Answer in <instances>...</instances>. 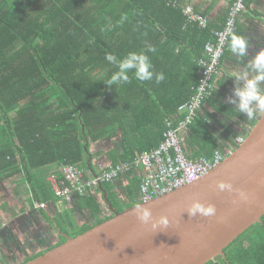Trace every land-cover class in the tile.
<instances>
[{"label":"trees","instance_id":"1","mask_svg":"<svg viewBox=\"0 0 264 264\" xmlns=\"http://www.w3.org/2000/svg\"><path fill=\"white\" fill-rule=\"evenodd\" d=\"M256 1H246L233 36L246 38L243 19L263 18L260 6L252 8L258 5ZM187 2L0 0V210L8 213L13 205L1 189L7 191L12 184L16 193L14 183L24 181L30 194L28 210H36L58 233V241L49 247L35 250L38 247L29 246L20 264L64 244V234L75 238L114 217L109 204L123 212L141 203L140 177L133 170L113 184L75 194L63 212L46 177L51 169L72 164L83 169L88 179L103 162L129 164L160 145L166 120L173 119L192 95L200 77L198 61L206 45L215 41L213 31L224 27L229 11L220 23L210 20L203 30L187 23L183 14L190 5ZM192 7L208 17L198 4ZM232 38L222 65L235 55ZM146 45L154 46L155 52H147ZM262 51L258 56L264 55ZM129 52H146L153 65L149 71L163 73L164 80L138 81L136 69L131 68L127 70L130 83L108 87L118 67L105 59L106 54L119 61ZM224 82H217L214 96L184 135L185 151L193 160H213L221 150L217 129L224 132V141L235 143L229 122L239 117L221 101L217 87L223 90ZM260 115L252 119L250 130ZM94 145L105 151L111 146L107 152L93 153ZM36 204L46 208H36ZM20 205L19 212H25L26 206ZM0 228V261L6 264L1 248L10 239H3L1 233L11 234L12 228ZM225 254L226 259L219 257L208 264H264V218Z\"/></svg>","mask_w":264,"mask_h":264},{"label":"water","instance_id":"2","mask_svg":"<svg viewBox=\"0 0 264 264\" xmlns=\"http://www.w3.org/2000/svg\"><path fill=\"white\" fill-rule=\"evenodd\" d=\"M232 185L220 190L219 182ZM102 188V187H100ZM240 193L244 194L241 198ZM107 199V195H104ZM193 202L214 214L190 216ZM153 222L167 217V228L142 224L135 206L25 264H208L264 218V114L231 154L200 180L165 196L140 203Z\"/></svg>","mask_w":264,"mask_h":264},{"label":"built area","instance_id":"3","mask_svg":"<svg viewBox=\"0 0 264 264\" xmlns=\"http://www.w3.org/2000/svg\"><path fill=\"white\" fill-rule=\"evenodd\" d=\"M245 1L232 0L224 27L213 32L215 41L206 45L204 56L198 62L201 73L197 85L193 88V94L179 107L173 119L166 120V130L160 145L138 155L129 164H101L97 173L89 177L87 173L88 179L85 178L86 172L78 166L61 165L47 176V182L57 199L71 202L75 194L83 195L102 184H113L121 175L133 170L140 177V201L143 203L200 180L223 161L224 158L219 152H216L213 160L191 159L184 148V135L196 121L205 102L213 95L222 58L237 30L238 20L245 11ZM183 14L188 24H195L203 30L209 27L208 17L199 14L193 7L184 8ZM243 141L244 138L240 137L236 143L240 145ZM38 207L44 208L45 205Z\"/></svg>","mask_w":264,"mask_h":264},{"label":"clouds","instance_id":"4","mask_svg":"<svg viewBox=\"0 0 264 264\" xmlns=\"http://www.w3.org/2000/svg\"><path fill=\"white\" fill-rule=\"evenodd\" d=\"M246 1H245V10H246ZM231 3H232V0H229L228 8L231 5ZM209 25H210V20H209ZM230 47H231V51L234 54H236L240 57H243L246 53L247 48H248V42L243 37L233 36L232 44L230 45ZM146 49H147V52H155V50H156L155 47L152 45H146ZM105 59L107 61L111 62L112 64L117 65V67H118V71L114 72L111 75L110 79H108V81L106 83V85L110 88L113 85L121 86V85L130 83V76L127 73V70L131 69V68L136 69L134 77L138 81H141V82L151 81L154 77H155V80L157 83L164 80L163 73H155L154 71H149V69H153V65L151 63L149 56L146 54V52H140V53L129 52L127 54V56H125L123 59H121L119 61L117 60V57L115 55L109 53V54H106ZM255 66L260 71L261 74L258 75L256 77V79H247V77L245 75H241V76L236 77L237 83L239 82L240 79H245L246 83L243 85V87L234 88L233 95L235 97H237L238 99H233L232 97L228 98V102L235 105L236 106L235 109L237 111H239L240 113L245 114L247 119H249V120H252L255 117V115H257V113L264 114V88H261V83L264 82V56L260 57L256 61ZM221 67H222V65H221ZM220 71H221V68H220ZM200 73H201V68H200L199 74ZM219 74H220V72H219ZM217 78L215 81L214 91L216 90ZM199 79H200V77H199ZM199 79H198V81H199ZM197 83H196V85H197ZM193 88H192V94H193ZM214 91H213V95L211 97L214 96ZM191 96H190V98H191ZM206 102H205V104H206ZM184 104H182V105H184ZM205 104H204V106H205ZM203 107H202V109H203ZM202 109L200 110V112L202 111ZM200 112H199V114H200ZM198 117H199V115H198ZM245 138L246 137H244V139ZM235 146L238 147L239 145H237V143H236ZM236 147L233 149V151L236 149ZM233 151H231L229 154H231ZM46 179H47V177H46ZM102 185H100L98 187H101ZM217 187L220 190H228V191L233 190L232 185L230 183L223 182V181L219 182L217 184ZM240 196H241V198H244L243 193H240ZM58 201H61V200L58 199ZM61 202H63V201H61ZM71 202H64V203L70 204ZM38 205H40V204H36V208H39ZM44 208H46V206ZM44 208H41V209H44ZM187 211H188L190 216H195L197 213H199V214L202 213L204 215H212V214H214L215 209L213 206H208L205 208V206L200 204L199 202H193ZM135 215H136V218L142 224H149L151 222V226L153 229H157V228H164L165 229L168 227V224H169L168 218L164 217V216H161L159 218V220L153 222L151 210L147 207L140 205V204H137L135 206Z\"/></svg>","mask_w":264,"mask_h":264},{"label":"crops","instance_id":"5","mask_svg":"<svg viewBox=\"0 0 264 264\" xmlns=\"http://www.w3.org/2000/svg\"><path fill=\"white\" fill-rule=\"evenodd\" d=\"M187 3L190 4L189 6H196L198 4L199 8L202 12L208 13L209 20H211V21L214 20V21L220 23L222 17L225 15V11L228 8L229 0H188ZM257 7H258V5H252V8H257ZM263 15H264V13H263ZM257 19L264 20V16L262 18V16L256 17V15H254V16L252 15V18L250 16V17H247L246 19H243V21H242L243 24L245 26H247L246 29L248 31V34L245 38V40L248 42V48H247L245 55L243 56V58H244L243 60L245 62L241 61L242 57L240 59L238 57H235V56H237L236 54L233 55L232 58L230 57V62H225L222 65L220 74L217 78V82L221 81L222 79L225 80L223 90L217 87V90L218 89L221 90V101L223 103H225L226 105L229 104V107L233 110L232 113L244 121L242 124H240V128L242 129V131H244V134H239V133L233 132V134H236V139H235V143L233 144V146L229 142L223 140L222 133H224V132L217 129L218 133H219L218 135L220 137V144H221V150L219 151L220 154L229 155V153L231 151H233L234 146L236 145V140L240 137H242V138L246 137L250 132L249 131L250 130L249 125L251 124L252 120L247 119L245 114L237 111L235 109L236 106L228 102V98L232 97L233 99H238L237 97H235L233 95L234 88L243 87V85L246 83V80L240 79L239 82L237 83L236 77L241 76V75L246 76V74L248 73V72H245L247 70H244V66L246 67V65H248V66L251 65L252 70H253L256 61L261 57V56H258L256 50L257 51H260L261 49L264 50V45H263L264 42L262 40L264 37V29L261 30L262 24ZM255 54H256V56H255ZM247 79H248V77H247ZM202 113H203V109L201 111V114ZM239 118H235L234 121H237V122L241 121ZM110 146L111 145H109V147L105 151L104 148H101V145H94V146H92V151H93V153L107 152L110 149ZM100 159L105 161V157H102ZM102 164L103 165H110L109 162H106V163L103 162ZM54 171H56V167L50 170V172H54ZM2 203H3V200H0V206L2 205ZM66 205H68V204L61 202V201H58V203H57L59 210L62 212L65 210ZM9 212H10V210L8 211V213ZM8 213H3L0 210V215H7ZM0 227H2V226H0ZM21 261L22 260H19L17 262V264H20Z\"/></svg>","mask_w":264,"mask_h":264},{"label":"rangeland","instance_id":"6","mask_svg":"<svg viewBox=\"0 0 264 264\" xmlns=\"http://www.w3.org/2000/svg\"><path fill=\"white\" fill-rule=\"evenodd\" d=\"M256 3L258 7L260 6L259 9H261V12L264 13V0H257ZM257 20L261 22V30H263L264 20ZM262 40L264 42V37ZM257 54H259L258 51ZM262 54H264V52ZM244 70L248 72L246 74L248 79H256V77L261 74L257 68L253 69L252 72L251 65L248 67L244 66ZM229 127L233 132L244 134V131H242L237 121L233 120L229 122ZM14 185L17 187L16 193L12 191L14 188L12 184L8 187L7 191L1 189L2 193H4V197H8L7 199L13 204L10 205V212L7 215H0V226L3 228H12L11 234H9L11 235L9 237L10 240L1 248L2 254L4 255L3 259L6 264H17L19 260H24L22 256L28 255V252L25 253V251L29 246H35L38 247L35 248V250H41L58 241L57 230L48 222H44L42 216L37 214L36 210H28L29 205L27 203V198L30 194L27 192L24 181L17 180ZM20 204L26 206L27 210H25V212H19V207H22ZM30 252H32V250H30Z\"/></svg>","mask_w":264,"mask_h":264},{"label":"flooded vegetation","instance_id":"7","mask_svg":"<svg viewBox=\"0 0 264 264\" xmlns=\"http://www.w3.org/2000/svg\"><path fill=\"white\" fill-rule=\"evenodd\" d=\"M1 234H2L1 236H2L3 239H5V238H9V237H10V235H9L7 232H2ZM2 255H3V254H2ZM22 261H23V260H22Z\"/></svg>","mask_w":264,"mask_h":264}]
</instances>
